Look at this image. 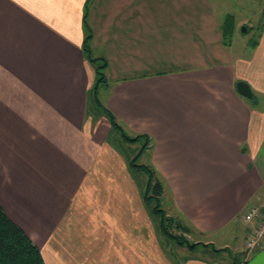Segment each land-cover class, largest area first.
<instances>
[{"label":"crops","instance_id":"crops-1","mask_svg":"<svg viewBox=\"0 0 264 264\" xmlns=\"http://www.w3.org/2000/svg\"><path fill=\"white\" fill-rule=\"evenodd\" d=\"M196 2L92 0V14L99 9L104 31L120 30L129 47L154 40L170 50L168 66L115 82L103 105L126 132L135 133L127 132L130 136L152 138L153 166L192 233L203 238L231 233L232 244L218 248L233 255L229 261L217 257L224 251L214 252L215 240H209L200 242L212 247L187 250L190 255L181 261L169 256L170 262L244 264L245 243L255 225L244 222L243 215L264 202V22L247 55H228L231 42L223 37L224 25L234 29L233 37L247 20L238 22L232 14L222 20L208 9L210 21L197 26ZM85 3L0 0V207L39 247L46 264H131L130 250L121 261L111 242L104 248H88L85 242L80 250L78 245L53 244L61 230L66 237L69 228L84 234L94 228L97 159L102 149L116 155L105 144L110 129L102 133L101 118L93 124L86 117L94 68L82 52ZM206 4L210 1L203 0ZM168 12L172 15L157 16ZM199 28L207 43L212 37L222 41L226 48L222 46L221 60L211 62L196 53ZM217 28L220 34L215 36ZM185 29L192 30L191 49L189 36L180 33ZM95 42L94 33L93 51ZM178 42L187 44L185 53ZM239 81L249 84L250 98L238 93ZM104 185L107 204V191L113 187L109 180ZM76 203L81 217L72 225L68 214ZM239 227L243 252L237 244Z\"/></svg>","mask_w":264,"mask_h":264},{"label":"rangeland","instance_id":"rangeland-1","mask_svg":"<svg viewBox=\"0 0 264 264\" xmlns=\"http://www.w3.org/2000/svg\"><path fill=\"white\" fill-rule=\"evenodd\" d=\"M158 1V0H153ZM197 6L195 7V18L196 25L203 26V23L209 20L208 9H211L214 16L219 18L222 16V20L228 14H232L237 17L238 22L240 20H247V26H240L237 28L234 36L228 39L226 42H231V47L226 48L221 42H216V38L212 37L211 43H207L203 40V33L205 32L202 28L195 29V45L196 53L205 57V60L211 62L221 60V49L227 51L228 55L245 56L251 50L252 43L256 41L260 35L262 24L264 22V0H209L210 5H203V0H197ZM153 5H157L154 3ZM159 9V8H158ZM98 13L96 14V12ZM92 14V5L89 7L88 26L91 32L96 34V42L93 51L94 57L105 58L108 66L105 74L107 76V83L109 87H103L100 89V100L103 104L108 102L111 94V86L115 82L128 78L129 76L140 75L143 73L153 74L157 72L158 66H168L166 58H169L170 50L167 45L162 44L161 41H149L147 44H141L139 47H129L126 44L125 39L121 38L122 32L120 30L104 31L103 25L98 24L103 22L99 9ZM172 15L170 12L164 14H158L157 16L168 17ZM155 16V15H154ZM211 17H213L211 15ZM213 17L212 22L215 23L217 19ZM105 20V19H104ZM211 22V24H212ZM209 25V22H207ZM214 25V24H213ZM245 28V31L243 29ZM248 28V29H247ZM218 28L215 31V36H218ZM211 32V31H210ZM84 37L86 31L83 27ZM184 35L189 36V49L190 37L192 30L180 31ZM179 51L185 53L187 44L178 42ZM95 80V72H94ZM93 84L89 87L91 89ZM88 110L91 115L86 117L95 124L100 118L96 119V103L93 99L88 101ZM101 132L104 133L108 129L111 131V125L109 121L102 117L101 118ZM127 129V128H126ZM104 131V132H103ZM130 135L135 134L133 131L127 129ZM118 132L111 131V135L106 138L105 144L109 146L111 151L114 150L116 155H107L105 152H100V156L97 159V165L99 167V191H98V207L94 211L93 220L91 224L94 228H87V234H84L80 228H69L66 232V237L63 235L62 230L56 240H53L54 245H78L77 249L80 250L83 244L86 242V246L89 247H100L104 248L111 242V245L115 248L114 253L116 257H119L122 261V256L130 250L131 264H172L170 257L180 260L187 255H190L186 248H180L176 244L170 242L167 238L162 236L159 231L158 221L150 213V207L143 202V193L147 187L148 175L144 172H138L131 170L129 167V160L133 159L141 145L137 144H125ZM152 150H147L144 155L139 159V165L153 166L152 162ZM113 170L111 174H106V169ZM158 173V172H157ZM160 179L162 178L161 175ZM114 177L115 184L111 178ZM113 189L108 192V202L106 201L105 185L104 182L108 181ZM163 181V179H162ZM113 182V183H112ZM112 183V184H111ZM124 184L119 186L118 184ZM163 181L164 193L162 195L161 204L162 208L167 212L169 216L182 218L181 214L177 211L174 205L173 196ZM112 196V197H111ZM105 197V200L102 198ZM91 201L88 200V203ZM78 203L73 205V209L69 212L68 217H73L72 225L76 217H81V212L77 211ZM84 214V213H83ZM79 222L85 223L83 219H77ZM184 221V220H183ZM71 223V222H70ZM90 224L89 222H87ZM188 226L187 222H185ZM68 224V223H66ZM90 224V225H91ZM235 225V224H234ZM70 227V226H69ZM237 227V226H236ZM63 229V226H62ZM238 237L240 241L237 243L241 246V251L244 248L242 245V230L239 227L237 229ZM176 235H184L179 231H175ZM145 233V240L143 238ZM218 235V237H217ZM229 230H224L213 236H207L205 238L197 234H185V238L191 242H208L209 240H215L214 247L221 248L225 242H230ZM109 236V238H108ZM78 239V241H77ZM145 241V245H144ZM114 242V243H113ZM231 243V242H230ZM232 244V243H231ZM144 246V252H143ZM231 246V245H230ZM234 249V246L231 247ZM75 249H72L74 251ZM76 251V250H75ZM144 253V255H143ZM258 252L254 253V257ZM73 257V255H71ZM235 256V255H234ZM167 257V258H165ZM222 259L233 258V255L228 250H224L221 256H217ZM235 257H238L236 255ZM234 257V258H235ZM239 257H242L240 255ZM228 263V262H227Z\"/></svg>","mask_w":264,"mask_h":264},{"label":"trees","instance_id":"trees-1","mask_svg":"<svg viewBox=\"0 0 264 264\" xmlns=\"http://www.w3.org/2000/svg\"><path fill=\"white\" fill-rule=\"evenodd\" d=\"M92 0H86L84 6L83 27L86 35L83 40L82 52L84 59L94 68L95 80L91 89L87 91V109L86 114L91 115L88 110V101L93 99L96 103L95 117L106 118L110 125L111 131L118 132L121 140L125 144L141 145L133 159L129 160L131 170L144 172L148 175L147 187L143 193V202L150 207L151 215L158 221L160 234L167 238L170 242L176 244L180 248L194 250L198 246L212 247L211 244L201 242H191L185 238V234H191L192 229L186 225L185 221L178 217L169 216L161 207V199L164 193L162 178L158 175L154 166L139 165V159L144 155L146 150L151 147L152 138L149 135L141 134L130 136L123 126L119 123L116 116L108 110L100 100L99 94L102 86L107 85V76L105 74L108 66L107 60L104 58L94 57L91 42L94 34L88 26L89 7ZM224 38H231L234 29L224 25L222 29ZM110 131V135H111ZM175 231H179L184 235H176ZM214 252L220 253L225 249L213 248ZM259 253V252H258ZM254 255L244 264H248ZM176 260V259H175ZM0 264H46L39 247L28 237V235L14 222H12L4 210L0 207ZM239 264V263H237Z\"/></svg>","mask_w":264,"mask_h":264},{"label":"built area","instance_id":"built-area-1","mask_svg":"<svg viewBox=\"0 0 264 264\" xmlns=\"http://www.w3.org/2000/svg\"><path fill=\"white\" fill-rule=\"evenodd\" d=\"M243 220L255 225L245 243L247 259H249L255 252L264 250V202L249 207L243 215Z\"/></svg>","mask_w":264,"mask_h":264},{"label":"water","instance_id":"water-1","mask_svg":"<svg viewBox=\"0 0 264 264\" xmlns=\"http://www.w3.org/2000/svg\"><path fill=\"white\" fill-rule=\"evenodd\" d=\"M243 31H245V28ZM236 87L238 93L243 97L250 98L252 96V91L248 83L239 81L236 84ZM248 264H264V250L260 251L255 257H253Z\"/></svg>","mask_w":264,"mask_h":264}]
</instances>
